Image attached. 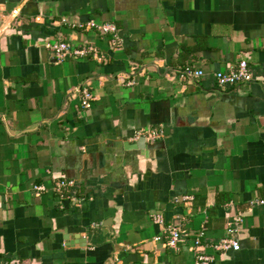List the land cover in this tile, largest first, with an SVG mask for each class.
Masks as SVG:
<instances>
[{
	"label": "crops",
	"instance_id": "crops-1",
	"mask_svg": "<svg viewBox=\"0 0 264 264\" xmlns=\"http://www.w3.org/2000/svg\"><path fill=\"white\" fill-rule=\"evenodd\" d=\"M56 42L93 52L57 63ZM241 60L253 81L219 87ZM259 198L264 0H0V264H198L195 238L204 264H264ZM239 213V250H213Z\"/></svg>",
	"mask_w": 264,
	"mask_h": 264
},
{
	"label": "built area",
	"instance_id": "built-area-1",
	"mask_svg": "<svg viewBox=\"0 0 264 264\" xmlns=\"http://www.w3.org/2000/svg\"><path fill=\"white\" fill-rule=\"evenodd\" d=\"M13 14H16V11H13ZM99 31L102 35L108 36L109 38V47L111 49H117L120 46L119 38L116 35V30L112 25H103L98 27ZM46 48L51 50L53 58L55 62L60 63L65 59H77L81 57H85L87 54L93 52L91 48L88 49H78L73 48L69 44L64 42H56V43H48ZM204 76V73L201 70H193L190 67H185L180 72L181 79H200ZM214 79L216 84L221 87H229L235 86L242 83H250L253 81L252 74L250 72L249 66L245 60L239 61L235 66L230 67L228 71H218L214 73ZM76 92L80 95V104L83 109H86L90 106L91 101L93 100L92 94L88 89L82 88L76 90ZM72 187L71 182L60 179L54 181L51 190L58 196L59 199L67 198L65 196V191ZM33 190L36 196H39L46 192L47 188L44 185H34ZM191 197L185 196L182 200L186 203L191 201ZM252 204L256 206L264 207V199L259 198L255 199ZM242 214H237L233 217V222L228 224V238L222 239L216 245L212 246V249L217 252H228V251H238L239 243L236 238L237 233L239 231L238 227L242 223ZM155 223L161 224V218L159 215L154 218ZM164 232V246L171 249L176 250L178 244L182 240V237L185 236L184 233L179 229V227L170 225L163 228ZM155 240L160 241V238L157 237ZM203 249V245L200 242L199 238H195L192 242V250L196 257V262L198 264H204L210 262L212 260L211 257H208L200 252Z\"/></svg>",
	"mask_w": 264,
	"mask_h": 264
},
{
	"label": "water",
	"instance_id": "water-1",
	"mask_svg": "<svg viewBox=\"0 0 264 264\" xmlns=\"http://www.w3.org/2000/svg\"><path fill=\"white\" fill-rule=\"evenodd\" d=\"M65 204L67 205V204H68V202L66 201V202H65Z\"/></svg>",
	"mask_w": 264,
	"mask_h": 264
}]
</instances>
